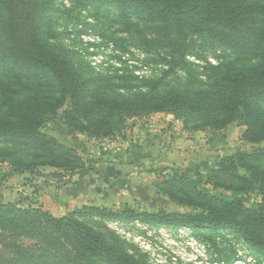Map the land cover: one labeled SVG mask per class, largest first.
I'll return each instance as SVG.
<instances>
[{
  "label": "trees",
  "instance_id": "trees-1",
  "mask_svg": "<svg viewBox=\"0 0 264 264\" xmlns=\"http://www.w3.org/2000/svg\"><path fill=\"white\" fill-rule=\"evenodd\" d=\"M99 11L116 8L106 19L133 25L140 18L168 30L193 29L234 51L244 52L257 63L221 70L209 89L198 92L169 91L136 98H114L96 92L80 68L66 55L44 42L42 30L52 0H0V142L19 150L35 151L37 160L13 158V167L0 178V185L14 174L39 172L50 166L75 175L85 164L71 146L42 130L63 110L62 120L73 131L89 136L113 134L117 121L152 113H172L187 129L220 131L232 123L242 127L241 139L264 142V3L253 0H78ZM80 21V20H78ZM52 76L58 95L33 93L16 97L23 80L40 74ZM20 82V83H21ZM66 105H69L67 108ZM65 108V109H64ZM192 123V124H190ZM12 156L0 147V162ZM264 147L253 152L238 150L212 168L207 179L169 174L156 190L174 203L194 212H139L127 203L117 209L85 205L75 212L55 216L42 207H20L0 202V227L9 237L34 239L36 245H15L20 264H39L50 254L55 262L79 259L86 264H149L129 249L107 238L101 220L132 219L150 224L189 227L196 231L229 230L264 255ZM92 170V169H91ZM163 168L160 172H165ZM159 172V173H160ZM63 177L61 172H52ZM171 175V176H170ZM161 176V175H160ZM221 189L227 193H217ZM16 237V238H18ZM212 234L207 241L214 242ZM5 238V236H4ZM19 239V238H18ZM53 247L55 251L49 250ZM18 258V259H17ZM264 264V260L259 261ZM0 264L4 263L0 260Z\"/></svg>",
  "mask_w": 264,
  "mask_h": 264
},
{
  "label": "rangeland",
  "instance_id": "rangeland-1",
  "mask_svg": "<svg viewBox=\"0 0 264 264\" xmlns=\"http://www.w3.org/2000/svg\"><path fill=\"white\" fill-rule=\"evenodd\" d=\"M116 12L114 7L108 13L78 0H52L42 26L44 42L76 64L99 94L136 98L169 91H204L221 70L257 63L244 52L227 48L193 29L169 32L137 17L131 18L133 25L128 29L113 19L107 21V15L115 17ZM4 70L0 67V72ZM18 82V98L33 93L58 95L48 73ZM1 113L4 107L0 96ZM62 113L48 120L42 130L75 149L87 171L71 175L70 171L39 166V172H24L11 185H6L9 178L5 180L0 185V202L42 207L59 217L72 214L83 203L112 209L127 203L139 212H194L190 206L172 202L155 185L176 171L205 182L209 171L226 156L264 147V142L243 141L238 123L220 131L190 130L172 113L159 112L127 118L124 123L117 121L113 134L96 137L73 131L63 122ZM0 147L12 152L0 162V178L14 168L13 158L38 159L32 149L19 150L5 142H0ZM260 163L264 166V160ZM166 167V173L160 172ZM52 172L64 176L54 177ZM207 187L214 190L211 184ZM101 225L110 242L149 264H260L264 260L261 252L226 229L196 231L132 219L101 220ZM10 234L0 227V260L10 263L12 259L13 264H20L14 259L20 256L15 245L38 248V244L34 239ZM210 234L215 243L207 241ZM49 250L55 251L53 247ZM42 260L38 263L86 264L73 257L55 262L51 254Z\"/></svg>",
  "mask_w": 264,
  "mask_h": 264
},
{
  "label": "crops",
  "instance_id": "crops-1",
  "mask_svg": "<svg viewBox=\"0 0 264 264\" xmlns=\"http://www.w3.org/2000/svg\"><path fill=\"white\" fill-rule=\"evenodd\" d=\"M20 175L22 174H14L13 176H11L9 180L6 182V185H11L15 181H18L17 179H19ZM82 205H84V203Z\"/></svg>",
  "mask_w": 264,
  "mask_h": 264
}]
</instances>
